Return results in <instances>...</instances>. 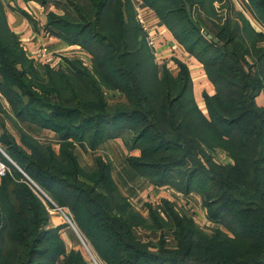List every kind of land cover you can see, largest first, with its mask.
Segmentation results:
<instances>
[{"label":"trees","instance_id":"16d2710c","mask_svg":"<svg viewBox=\"0 0 264 264\" xmlns=\"http://www.w3.org/2000/svg\"><path fill=\"white\" fill-rule=\"evenodd\" d=\"M122 1L88 0L86 11L83 5H73L77 18L54 26L53 15L48 14L46 32L81 46L93 61L92 73L77 62L66 72L46 68L45 78L53 86L46 91L39 77L25 73L22 62L26 55L6 25L0 1V93L20 123L50 127L61 140L59 154L36 142L30 144L25 135L22 143L29 149L27 156L12 138L5 136L3 144L36 184L69 208L77 229L105 264H147L138 230L155 229V217L159 216L150 212L151 221H146L121 195L110 165L101 158L96 160L95 171L85 174L71 151L72 143H67L68 138L82 139L91 127L93 148L121 135L113 130L104 135L100 127H127L133 133V146L129 147L140 151L138 157H127L131 169L152 185L199 194L208 218L234 236L220 229L206 234L171 206L168 215L170 227L176 231L174 244L165 250L159 243L166 256H150L151 260L155 264H264V107L255 101L264 88V46L251 42L258 55L249 66L245 60L249 51L243 52L244 46L234 48L241 34L238 27L231 28L229 20L218 27L195 18V11L206 4L213 10L214 0H141L203 65L213 83L215 91L202 94L205 116L195 103L185 65L179 66L175 76L165 69L159 76L153 64L154 77L149 79L153 61L145 40L139 35L138 42L139 37L133 34L138 28L132 20L131 0H125L132 15L128 19ZM247 6L264 28V0H249ZM188 7L193 20L217 43L194 27L188 19ZM246 24L255 37L264 38V32ZM105 90L122 92L127 105L120 104L111 113ZM84 92L93 95L92 104L79 97ZM218 149L227 153L232 165L213 160ZM58 159L62 169L52 165ZM16 187L12 194L19 206L8 210L9 224L0 212V264L5 257L11 264H85L80 253L66 254L59 230L45 228L46 211H36L38 208L30 204V192ZM161 211L168 213L164 207ZM163 223L158 228H163ZM5 245L12 246L10 254L2 251Z\"/></svg>","mask_w":264,"mask_h":264},{"label":"rangeland","instance_id":"374dc122","mask_svg":"<svg viewBox=\"0 0 264 264\" xmlns=\"http://www.w3.org/2000/svg\"><path fill=\"white\" fill-rule=\"evenodd\" d=\"M133 1H135V0H133ZM138 1H140L144 7H148L141 0H138ZM248 1L249 0H214L213 4H212L213 10L210 7H207L206 6L207 4L204 6V9L199 8L200 11L198 10V8H196V10H198V11H195V18L201 17L202 19L207 20L208 25H210L209 22H212L215 25H217L218 27L223 26V24L229 20L231 28L238 27L239 32L241 34H239L240 37L236 40L238 47H234V48L237 49L241 46H244L243 52L249 51V54L246 55L245 60H246L247 64L249 66H251L254 63V58L256 57V55H258V54H256V52H254V50H252V43L251 42H253L259 48H261L262 46H264V38L255 37L254 34L247 28L246 22L252 27V29H254L258 33L264 32V28L257 21L256 17L250 12V10L247 6ZM86 2H88V0H39V1H37V3L40 6V10L44 11V17L46 18V22H47L48 16L50 14L53 15L54 19L51 21V24L53 26H54V24H58L59 21L60 22H62V21L63 22L68 21L69 22V21H72L73 19H76L77 18V10L73 7V5H83L84 9L86 11L87 9H86V6L84 5V3H86ZM122 2H123L122 3V6H123L122 9H123L124 14L126 15L127 19L129 18V15L132 18V15L130 13H128L129 11L126 7L127 1L123 0ZM131 2H132V0H131ZM206 3H208V2L206 1ZM132 4H133V2H132ZM112 7H113V3H111L109 5L108 10L106 11V17L109 16V13H110ZM149 9H151V8H149ZM151 11H153V10L151 9ZM133 14H134V19H132V20H133V22L136 23V26L138 28V29L135 28V32L133 34H136L138 37L140 35V37L145 40V45H146L147 49L149 50V55L151 56V61H153V62H151L153 68L150 66L149 72H148L149 79L151 78V80H152L154 77L153 76L154 72H155L154 66L157 67V70H159V72H160L159 76H161V74H162V72H161L162 69H165L172 76L177 75V73L179 72V66L182 64L186 66V64H187V62L184 61V59L182 57V53L179 54V52H174L173 48L170 50V52H168V54L164 55L163 52L159 53L158 52L159 50H157L158 44L156 43V41L153 39V36H152V34L156 33V28L151 26L150 23H145L143 17H142L143 23H139L138 19L136 18V10L134 9V7H133ZM153 14H154L153 17H155L157 23H159V25H158L159 28L161 27V31L164 32V29L161 26V22H160L159 18L155 15L154 11H153ZM29 22L32 25V27H34V31L36 33L38 28H36L35 26L37 25L38 22L35 21L34 19L29 20ZM38 25H40V24H38ZM45 25L46 24L42 25L39 29L38 37L39 38L41 37V39H40L41 41L39 40V43L36 47V53L33 55L34 58L33 57L30 58L27 56L26 59H24L22 62L23 67L25 69V73L27 74V76H31L34 78L39 77L41 79V83L43 85L41 87L46 91V88H50V89L53 88V86H49V82H48L47 77L45 78V74H47V72L45 71L46 68L47 69L49 68L53 71L61 70V71L66 72L67 69L69 68V66H72L73 62H77L79 66L86 68L87 70L91 71V73H92L93 57L85 49H84V51H77V52H75L73 50V51H71L72 54L67 53L68 55H66V57H63L62 60H59L58 58H54V60L52 59L53 58L52 56H54L55 53H50L48 51V43H46L47 40L45 39L46 35L48 36V34H47L48 32H46ZM53 26H51V27H53ZM165 30L167 31V29H165ZM42 35H45V36L43 37ZM140 37L138 38V42L140 41L139 39H141ZM163 42L165 43L166 41L163 40ZM161 45H163V44H161ZM68 47H70V46H68ZM182 50H183V52H187L184 47ZM43 51H45L44 57L41 56V52H43ZM80 52H82L83 55ZM62 54H64V53H62ZM26 60L29 61L31 63L30 65H32V66H30L28 64L29 62H27ZM195 60L197 62H199L196 58H195ZM153 64H154V66H153ZM202 67H203V65H202ZM187 68H188L189 73L191 75L190 70L192 69V67L188 66ZM244 68H245L246 72L249 71V67L246 66V63L244 64ZM191 77H192V75H191ZM31 80H34V79H31ZM192 83H193L192 86H193V90H194V85H196V82L194 84V80H193ZM159 88L162 89V87H160V86H159ZM202 88H203L202 86H199V87L195 86V90L193 91V95L196 96V98H197L195 103H196L198 108L200 107L199 106L200 103L204 102L203 96H201V94H203L205 91H210V88H212V89L214 88V91H215V87H214L213 83L212 84L210 83L209 90L208 89L202 90ZM16 91H18V90H16ZM104 94H105L104 97L106 99V102H107L108 106L111 108L110 109L111 113L113 112V109L115 107L119 106L120 104H122L123 106L127 105L124 94L120 91H117V90L106 91L105 90ZM156 95L158 96V93ZM79 97L82 100L84 98L89 100L90 101L89 104L93 103V95L91 93L84 92V93H81ZM24 101L26 102V100H24ZM206 116H207V114H206ZM11 118H9V116L6 114V112L3 109L2 110L0 109V161L3 162L2 159L5 160L8 163V165L4 162H3V164H5L9 168L8 173L5 176L0 177V212L2 211V214H1L2 217L5 219L6 223L9 224V222H7L10 218V215H8V210L11 211L12 206H13L14 210L16 207L19 206V204L14 200V197L12 194L13 190L15 188H17L16 186H23L24 188H26V190H28L30 192L29 193L30 194L29 196L31 197L30 198V204L33 207L35 206L38 208V210H36V209L35 210L39 211V212H43L42 210L46 211V217H47L46 223L48 222V217L51 214H57L60 217V219L64 222V224H67V226L72 228L71 225L66 223V220L61 213H58V212L53 210L54 209L53 205L55 204L58 207H62L65 210V213H67V215L71 218L72 222L75 224L74 219H73V215L70 212L69 208L65 204L61 205L60 200L56 199V197L52 193L46 192L43 188H41L38 184H36L26 174V172L22 168V167H24L23 163L17 164V162L15 161V158L12 156V154L8 150L9 147H7L5 144H3V141H6L5 136H6V138H9V139L12 138L14 140V142L17 143V145L21 146L22 149L20 151L25 152L24 156H27L28 153H26V152H29V149L27 147H25L22 143V135H25L26 138L29 139L27 142H29L30 144H33L34 142H36L42 146L50 147L53 152H55L56 154H59L60 145H61L60 134L56 131H53V129L50 127H48V128L41 127V128L43 130H45L46 132H50L52 134L48 135V133H47V135H46V132L43 133V132H41V130H39L38 132H35V130L33 131L32 129L24 128V126H26L27 124L23 125V127H22V123H20L14 117V115H13L14 122L11 121ZM6 127H8V128H6ZM101 128H103L104 131ZM96 129H98V128H96ZM87 130H88V132H91V133L87 132L86 134L83 135L82 139H77V138H75V139L70 138L69 139L68 138L67 143H72L73 147L71 148V151H72L73 155L75 156V158L77 159V162L80 165L81 169L84 171L85 174H90V173L95 171L94 169H95V163H96L97 159L101 158L104 162H108V161H106V160H108L107 159L108 157H106L107 155L106 156L102 155V156H104V158L102 156L93 158L92 155L91 156L87 155L89 150L93 151V150L97 149V147L99 146V144H98L93 148L91 147L90 141L92 138V130L93 129H91V127H89V129H87ZM100 130L103 131L104 135L110 134V130L117 131V132L121 133L122 140H123V142L126 146V149L128 151V153H127L128 156L138 157L140 155L139 149L129 147V146H133V141H132L133 133L131 131H129V129L127 127L116 126V125L113 127L112 126H107V127L102 126V127H100ZM102 137H104V136H102ZM39 151L42 152V150H39ZM77 153H78V155H77ZM135 154H137V155H135ZM212 158L217 163H220L223 165H226V164L232 165L233 164V161L231 160V158H229L227 156V153L223 150H220V149L213 152ZM16 159L18 162H20L18 157H16ZM108 164H109V162H108ZM52 165L55 166L54 169H56L58 167H60L62 169V167H64V166H61V160L60 159H58L57 161L54 160ZM138 176H140V175H138ZM140 177H142V176H140ZM83 180L86 181V179H83ZM146 180L149 182L148 179H146ZM114 183L117 186L115 181H114ZM117 183H119V182L117 181ZM33 184H35L38 188L36 186H34ZM149 184L152 185L150 182H149ZM90 185L94 186V183L90 181ZM153 186H155V185H153ZM156 187H158V189H165L166 191H168V190L176 191L174 188H172L170 186H156ZM117 189L119 190L118 186H117ZM95 191L97 192L99 190H95ZM151 194L152 193L149 192V193H147L146 198L144 197L145 200H143V202H142L143 204H141L142 207L139 206V204L136 202L137 200L135 201L136 202L135 203L133 200L131 201L121 194L126 200H128V202L132 205L133 208L137 207V209L139 211L136 208L135 209L141 215L144 213V216L143 215L142 216L146 219V221L147 220H148V222L151 221L150 220V215H151L150 212L157 213V215L159 216V217H155L157 219V221H156L157 225L154 226L155 229H153L151 231L146 230V229H139L138 230L139 237L142 238L141 243L144 244L140 248L143 249L144 254H146L145 260H146L147 264H155V262L153 260H151L150 256H154V255L166 256L163 253H161L159 243H163V248L165 250L170 249L172 247V245L174 244L173 232H176V231H174L172 229V225L170 227V224H172V222H171V219L169 218V215H168L169 214L168 209L171 208V206L175 212H178L180 215L187 216L188 218L192 219V221L195 223L197 228L206 234H209L212 231L214 232L215 229H220V230L224 231L225 233H227L230 237H234L233 234L230 231H228L226 228H224L220 224L215 223L214 221H212L208 218L207 212H206L205 208L202 206V203H201L202 200H200L198 203V201L196 199H194V198H198L197 195L201 199V196L199 194H197L195 192L189 193V194L180 193V195L183 197H191L192 194L196 195L195 197H192L193 199L191 198V203L187 202L185 199H183V197H181L180 200L175 201L174 203L169 202L168 200H164L163 202L161 200V202H160L159 201L160 198H158V200H156L155 197L152 198L150 196ZM150 200H151V202H150ZM160 203H162V204H160ZM165 205L167 207H165ZM162 207H164V210L168 212L167 214L166 213L164 214V212L161 211ZM165 216L167 217L166 219H165ZM161 223H163L165 225L163 228L160 229L158 227L160 225H162ZM75 226H76V224H75ZM76 229H77V226H76ZM72 230H74V229H72ZM77 231L80 234V238L77 235L78 240H79V250H83L84 253L86 254L85 249L83 248L82 242L80 240V239H82L95 252V249L89 243V241L85 238V236L78 229H77ZM74 232H75V230H74ZM244 240L245 239H243L241 241L243 242ZM80 243H81V245H80ZM11 247L12 246H9V245L6 246L5 245L3 247V250H2V251L5 250L4 254H10L11 253ZM19 252H21V251H19ZM96 255L98 256L97 253H96ZM99 259L101 260L100 257H99ZM1 263L2 264L3 263L11 264L12 261L9 258L5 257V258H2ZM101 263L105 264L103 261ZM85 264H91L90 259L88 258L87 255H86Z\"/></svg>","mask_w":264,"mask_h":264},{"label":"crops","instance_id":"0c3cea01","mask_svg":"<svg viewBox=\"0 0 264 264\" xmlns=\"http://www.w3.org/2000/svg\"><path fill=\"white\" fill-rule=\"evenodd\" d=\"M3 7H4V15H5V22L6 25L9 27L12 33L18 38L21 48L23 52L25 53L26 57H33L36 53V47L39 43V40L41 37H38L39 29L42 25L46 24V18L44 17V11L40 10V6L36 1L33 0H0ZM132 6L134 9H139L138 12L143 16L145 23H150L151 26L156 28V33L152 34L153 39L158 44L157 50H159V53L168 54L170 50L173 48L174 52L182 53V57L184 61L187 62L186 66L192 67L191 71V81L194 80V84L196 82L195 86L199 87L202 86V90H209L210 88V81L208 80L206 73L204 71V68L202 67V64L197 62L195 58L189 54L188 52H183V47L180 45L173 37L172 33L161 23V26L164 29V32L161 31V27L159 28V23H157L155 17H153V11L149 9L148 7H144L142 3L138 0L133 1ZM35 20L37 21V25L35 26L38 28V30L34 31V27L30 24L29 20ZM40 24V25H38ZM167 29V31L165 30ZM48 34V33H47ZM43 37L45 35H42ZM45 39L47 40L46 43H48V51L50 53H55L54 56H52L53 60L54 58H58L59 60H62L63 57H66L68 55L67 53H71V51H84V49L78 45H70L63 41L62 39H59L57 37H54L52 35L48 36L46 35ZM166 41L165 43L163 42ZM41 41V40H40ZM154 42V41H153ZM163 44V45H161ZM70 46V47H68ZM157 46V45H156ZM70 51V52H69ZM64 53V54H62ZM82 53V52H80ZM57 55V56H56ZM83 55V53H82ZM48 56V55H47ZM59 56V57H58ZM82 57V56H81ZM48 58V57H47ZM44 61V60H43ZM212 84V83H211ZM193 85V83H192ZM193 86H192V92ZM214 92V88H210V91H205L204 93L211 95ZM194 96V95H193ZM202 96V94H201ZM194 99L196 101V96H194ZM256 104L259 107H264V88L259 93V95L255 99ZM199 110L203 115L206 116V107L204 102H201L199 105ZM0 109L4 110L6 114L11 118V121L14 122L13 119V113L11 111V108L8 104L7 99L0 93ZM204 111V112H203ZM24 128L32 129L35 132H38L41 130V132H46L41 127L37 125L30 124L28 122L22 123ZM34 127H33V126ZM33 127V128H32ZM36 127V128H35ZM8 128V127H6ZM52 134L50 132H46V135ZM128 151L126 149V146L122 140V136L119 135L115 138L105 139L102 141V143L99 144L97 149L93 151H88V156L92 155L93 158L107 155L108 157L106 161L110 164V174L113 179V181L116 182L119 192L129 200L136 201L139 206L142 207L141 204H143V200H145L147 193L151 192L150 195L152 198L155 197L156 200L160 198V202L164 200H168L169 202L174 203L175 201H178L181 199V196L179 192L165 189H158V187L150 185L149 182L143 178L138 176L128 165L127 158L128 157ZM78 155V153H77ZM137 155V154H135ZM104 158V156H102ZM105 160V159H104ZM117 181L119 183H117ZM196 195H193L191 197H183L187 202L191 203V198L195 197ZM145 197V198H144ZM199 198H194L198 201L201 200ZM142 199V200H141ZM193 199V198H192ZM135 202V203H136ZM151 202V200H150ZM162 204V203H160ZM135 206V205H134ZM137 209V207H135ZM138 210V209H137ZM139 211V210H138ZM144 216V213L142 214ZM67 223V222H66ZM46 229H58V234L60 238L62 239L65 247L66 254H69L70 252H78L80 253L82 259L84 262H86V255L83 250H79V240L77 237V233L72 230L73 228L67 226V224H64V222L60 219V217L57 214H51L48 217V222L45 224ZM81 245V243H80Z\"/></svg>","mask_w":264,"mask_h":264},{"label":"built area","instance_id":"2783aa9c","mask_svg":"<svg viewBox=\"0 0 264 264\" xmlns=\"http://www.w3.org/2000/svg\"><path fill=\"white\" fill-rule=\"evenodd\" d=\"M135 10H136V18L138 19L139 23H143V19H142L143 16L138 12L139 9L137 8ZM44 55H45V51L41 52V56L44 57ZM8 171H9V168L5 164H3V162L0 161V177L5 176L8 173ZM33 185L36 186L35 184ZM53 206H54L53 210L58 213H61L64 216L66 222L72 226V228L76 231L77 235L80 238V234L78 233L75 224L72 222L71 218L67 215V213H65V210L62 207L56 206L55 204ZM80 240L82 242L83 248L85 249V252H86L85 255L88 256L91 264H103L101 263L102 261L99 259L96 253L90 248V246H88L82 239Z\"/></svg>","mask_w":264,"mask_h":264},{"label":"water","instance_id":"95a60500","mask_svg":"<svg viewBox=\"0 0 264 264\" xmlns=\"http://www.w3.org/2000/svg\"><path fill=\"white\" fill-rule=\"evenodd\" d=\"M188 19L190 20V22L194 25V27L198 31L202 32L203 36H205L207 40H211L213 43H217V39L216 38H213V36L208 34L206 31H202L201 27L193 20L192 14H191V11H190L189 7H188Z\"/></svg>","mask_w":264,"mask_h":264}]
</instances>
